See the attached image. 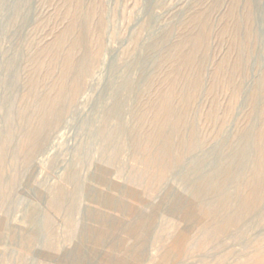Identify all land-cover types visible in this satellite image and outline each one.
I'll use <instances>...</instances> for the list:
<instances>
[{
  "label": "rangeland",
  "instance_id": "374dc122",
  "mask_svg": "<svg viewBox=\"0 0 264 264\" xmlns=\"http://www.w3.org/2000/svg\"><path fill=\"white\" fill-rule=\"evenodd\" d=\"M68 52L88 75L38 133ZM257 182L264 0H0V264H264Z\"/></svg>",
  "mask_w": 264,
  "mask_h": 264
},
{
  "label": "bare ground",
  "instance_id": "6f19581e",
  "mask_svg": "<svg viewBox=\"0 0 264 264\" xmlns=\"http://www.w3.org/2000/svg\"><path fill=\"white\" fill-rule=\"evenodd\" d=\"M77 18H78L77 14H76V16L73 15L72 21L73 20L76 21ZM100 24L101 23L99 21H97V23L94 26V35H95L94 47H93V49L90 52L89 57H88V64H90L91 66L94 65L96 62H98L99 57L102 53V39L104 37H102V31H101V25ZM80 28H82V26ZM60 41H61V38L58 39V43H60ZM199 43H201V41H199L197 43V45ZM73 47L79 48V49L82 48L80 37L77 38L76 40H74ZM199 47H201V45ZM38 54L39 55L33 57V59H32V64H31L32 69H33L32 71L36 72L39 69H42V70L44 69V73H49L52 69L51 58H49V60L47 62H44V60L42 58L44 55V50H40V52ZM187 60L192 61L193 60L192 56L188 55ZM197 66L199 68L202 67V62L199 61L197 63ZM61 69H62V72L59 75V77L52 84H50L48 86L47 94L41 98L40 108L37 111V113L34 115V125H35V128L37 129L38 133H44L48 127H50L51 125H53L56 122L55 121V120H57L56 116H58V114L60 113L61 105L65 99L67 100V106L68 107L70 105H73V104L75 105V103H77L78 95H79L81 89L83 88V83H84L83 78L86 75H88V72H89V70H85L84 68L81 67L80 59L75 58L74 55H72L70 52H68L64 55ZM94 96H95V94H94ZM184 103H187V102H184ZM162 104H164V102ZM165 104H166V102H165ZM164 111H165V108H164L163 112ZM164 114L167 115V111H165ZM181 116H182V113H180L178 115L179 118H182ZM163 124H164V119L163 120L157 119V120L153 121V127L159 133L163 129ZM250 186H251L250 187V191H251L250 194L253 197H260L261 196L260 192H264V182L261 183L260 185H259V182H257V184L255 186H253V185H250Z\"/></svg>",
  "mask_w": 264,
  "mask_h": 264
}]
</instances>
